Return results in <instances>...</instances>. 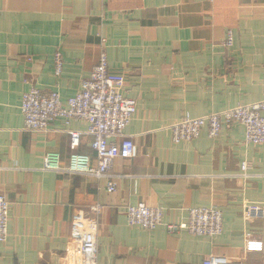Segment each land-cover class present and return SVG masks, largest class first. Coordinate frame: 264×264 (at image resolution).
Returning a JSON list of instances; mask_svg holds the SVG:
<instances>
[{
    "label": "crops",
    "instance_id": "0c3cea01",
    "mask_svg": "<svg viewBox=\"0 0 264 264\" xmlns=\"http://www.w3.org/2000/svg\"><path fill=\"white\" fill-rule=\"evenodd\" d=\"M103 52L137 104L117 140H131L135 152L114 162V193L108 178L43 170L47 156L67 169L74 153L97 166L87 122L58 119L46 134L26 132L20 108L34 87L58 92L64 103L75 97ZM263 65L264 0H0V195L11 205L0 264H81L79 245L68 242L77 221L98 224L97 264H203L212 255L264 264V144H246L239 124L217 139L204 129L180 144L170 129L187 115L262 101ZM70 132L81 134L76 149ZM244 161L255 164L249 177ZM139 204L162 208L163 225L131 226L127 211ZM246 204L263 215L248 220ZM210 207L222 212L220 236L168 231L187 221L189 209ZM249 241L263 250L247 251Z\"/></svg>",
    "mask_w": 264,
    "mask_h": 264
},
{
    "label": "built area",
    "instance_id": "2783aa9c",
    "mask_svg": "<svg viewBox=\"0 0 264 264\" xmlns=\"http://www.w3.org/2000/svg\"><path fill=\"white\" fill-rule=\"evenodd\" d=\"M234 38L228 32L226 47H232ZM64 60L61 53L55 56V74L60 77L63 72ZM264 86V65H263ZM126 78L124 75L112 72L109 69L108 56L103 52L99 63L93 68L89 78L81 83L78 94L66 103L58 92L44 94L37 88H31L23 96L21 112L24 117V130L31 133H48L51 124L58 120H65L69 124L72 120H82L88 124V134L93 138L92 148L97 156V166L92 165L89 156L74 153L70 159V166L61 169L59 157L47 156L44 171L63 173L72 176H92L108 178L107 191L114 193L117 190L116 182L109 173L118 158L129 159L134 156L135 145L131 140L118 143L124 138L125 130L133 121L137 113L135 100L129 99L125 93ZM239 124L245 129V142L255 146L264 144V99L258 103L238 106L221 113H214L202 118L185 116L179 123L170 129L175 144L192 142L198 139L204 129L211 139L219 138L224 128H231ZM71 146L76 149L80 145L81 134L70 132ZM243 177H249V172L255 169L251 161H244L240 165ZM98 213L101 208L93 209ZM186 222L168 225L170 233L187 231L198 237L215 238L223 233L222 212L214 207L189 209ZM248 220L263 215L260 206L246 204L243 208ZM128 221L131 226L144 230H155L163 225L164 210L160 207L139 204L129 207ZM11 205L7 197L0 195V243L4 244L9 238V224ZM98 224L96 221H77L74 224L70 245H79L81 264H97ZM249 252L263 250V243L249 241L246 245ZM203 264H229L223 257L210 256Z\"/></svg>",
    "mask_w": 264,
    "mask_h": 264
}]
</instances>
